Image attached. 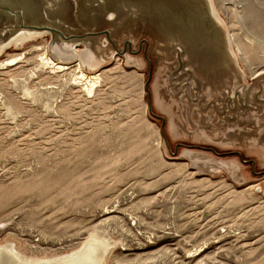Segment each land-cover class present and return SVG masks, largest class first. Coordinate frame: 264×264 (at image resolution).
<instances>
[{
  "label": "rangeland",
  "instance_id": "1",
  "mask_svg": "<svg viewBox=\"0 0 264 264\" xmlns=\"http://www.w3.org/2000/svg\"><path fill=\"white\" fill-rule=\"evenodd\" d=\"M0 63V245L264 264V0H0Z\"/></svg>",
  "mask_w": 264,
  "mask_h": 264
},
{
  "label": "bare ground",
  "instance_id": "2",
  "mask_svg": "<svg viewBox=\"0 0 264 264\" xmlns=\"http://www.w3.org/2000/svg\"><path fill=\"white\" fill-rule=\"evenodd\" d=\"M28 36H30V35H28ZM32 48L34 49V47H32ZM33 51H36V50L34 49ZM35 53H37V52H35ZM26 54H27V52H26ZM26 54H24V55H26ZM20 55H21V52H20ZM29 55H31V54H29ZM12 56H11V58L8 56L9 59L8 60L6 59L7 61L2 63V64H8L9 65V64L14 63L16 58H18V57H14L15 55L13 57ZM36 58H39V57H36ZM2 59H1V61H2ZM39 59H40L41 63L37 62L35 64L39 63V64L45 65V67L49 68L51 70L50 72L51 73L53 72L54 74H55V72H56V74H58L59 73L58 71H62L64 69L66 71V69L71 66L69 63L60 62V61L55 60L46 50L40 54ZM25 60H27V59H25ZM15 63H17V62H15ZM75 64H76V69H77L76 72L77 73H75L74 76L72 77L73 80L76 81V83L78 82L81 85H83V87L87 93H91L94 90L97 83L99 82V78L101 77V75L99 77V73H97L98 71L97 72L85 71L83 69L80 61L75 62ZM8 65H6V66H8ZM11 66H15V65L13 64ZM74 66H72V67H74ZM0 67L2 68V66H0ZM34 68H36V67H34ZM32 70H29V71L32 72ZM29 71H28V73H29ZM34 72H35L34 74H36L38 72V70H36ZM28 73H27V76L29 75ZM38 75L39 74L37 73L36 76H38ZM105 237L102 234V232L95 230L91 234L89 233L88 236L75 249L68 251L66 253H61V254L54 255V256H45L42 258L26 256L23 253L19 252L14 247V245L12 243H10V242L4 243V244L0 245V264H105L107 262L106 260H107V256L109 253V249L114 244V243L113 244L110 243L108 241L109 239H106Z\"/></svg>",
  "mask_w": 264,
  "mask_h": 264
}]
</instances>
